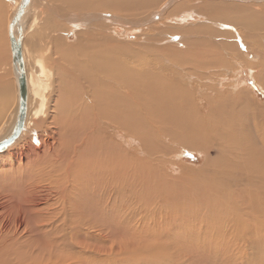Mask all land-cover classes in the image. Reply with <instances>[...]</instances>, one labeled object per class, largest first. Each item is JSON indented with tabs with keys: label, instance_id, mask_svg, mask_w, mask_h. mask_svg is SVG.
I'll use <instances>...</instances> for the list:
<instances>
[{
	"label": "bare ground",
	"instance_id": "obj_1",
	"mask_svg": "<svg viewBox=\"0 0 264 264\" xmlns=\"http://www.w3.org/2000/svg\"><path fill=\"white\" fill-rule=\"evenodd\" d=\"M14 1L13 12H10L4 27L9 59L7 65L13 83L11 86L0 85L1 137L12 127L18 111V87L13 73L8 33L9 23L20 3V0ZM163 1L166 0H29L19 24L28 88L24 128L19 137L0 152V264H96L102 256L110 260L122 253V243L114 246L109 235L108 239L113 245L106 249L110 250L109 254L99 245L106 230L103 228L102 231L97 217L103 213L111 214L113 218L120 217L116 205L110 207L115 199L110 184L112 182L114 188L117 186L124 195L133 163L132 152L128 151L127 145L114 143L109 133L114 132L115 136L122 133L132 144H139L137 149L140 155L145 154L151 162L168 158L174 153V147L208 153L213 150L218 155L228 151L238 159L239 149L245 143L241 133L245 129L243 114L253 117L252 128L257 133V124L264 116V108L251 101L245 93L233 90L229 95L224 94L219 89L225 79L219 77L217 81L220 82V88L211 86V94L205 100L194 99L181 80L167 76V73L164 75L165 68H157L159 59L155 60L154 57H169L181 67L210 69L209 75L205 73V76L208 79L211 77V80L219 69L224 70L226 77L231 76L234 70L230 68V63L232 58H238L252 69L249 72L254 73L256 82L264 89V57L253 65L243 58L255 54L252 44L264 39V5L254 3L261 0H253L252 3L214 0L203 2L202 5H196L197 2L192 4L194 1L190 3L189 0L177 3L173 12L177 11L182 16L181 22L193 14L198 19L209 21L206 26L201 20L202 27L193 25L192 28H186L185 34L197 37L190 40L189 36L190 41L186 39L188 49L183 51L171 46L172 43L161 45L163 41L158 36L168 31L170 35L178 33L161 23L148 27L157 37L145 38L143 44L126 43L127 38L130 39V35L137 31L135 28L143 26L145 20L149 18L147 22L150 23L161 16L159 6ZM167 1L169 6L176 0ZM3 11L4 4L0 3V17ZM27 27L28 30L30 27L36 28V32L31 35V51L25 49ZM16 29H13V37L17 40L19 36ZM69 31L74 34L73 44L68 41ZM183 41L181 39L182 44ZM77 52L83 53V56L74 58ZM125 56L132 59L127 62ZM146 57L150 62L146 61ZM255 69L260 71L259 74ZM44 72H48L49 81H53V78L59 80L57 86L50 84L52 89L47 96L46 109L49 112L45 110L40 94V77ZM3 79L1 73L0 83ZM11 92L15 98L12 105L9 99ZM10 106V114L4 117ZM39 132L40 145L36 147L31 143V137ZM261 134L263 131L260 130L259 136L262 138ZM136 153L134 157H137ZM207 156L200 171L212 165ZM217 159L212 158L213 161ZM157 162L163 168L165 165L173 169L175 167L164 160ZM142 168L148 169L144 165ZM262 170L259 172L262 173ZM180 171L187 177L197 170L182 167ZM116 173H119L121 187L116 183ZM147 173L151 174V171ZM223 175L222 171V178ZM168 182L171 185L173 181ZM104 195L108 199L105 204L101 208L95 206V200ZM88 209L95 215L85 216L84 211ZM99 209L103 213H99ZM120 221L128 222V214L121 217ZM95 229L98 230L96 236L88 234V237L84 233H95ZM115 230L121 231L118 227ZM248 233L244 234L245 240H252L253 235L250 237ZM245 240L242 239L243 243ZM247 240V244L252 243ZM251 243L243 246L230 242L226 248H235L240 256L230 263L263 262L264 253L260 258L255 257L256 251L260 253L259 249L263 245L260 246L254 240V244Z\"/></svg>",
	"mask_w": 264,
	"mask_h": 264
},
{
	"label": "rangeland",
	"instance_id": "obj_2",
	"mask_svg": "<svg viewBox=\"0 0 264 264\" xmlns=\"http://www.w3.org/2000/svg\"><path fill=\"white\" fill-rule=\"evenodd\" d=\"M181 1H186V0H176L169 6L167 0L163 1L159 6V10L161 11V16L159 18L153 19L150 23L147 22L150 21L148 20L149 18L145 20L146 22L143 24V26H141L139 29L136 27L135 29L137 31L132 35H130L129 37L130 39L127 38L128 42L127 41L125 42L128 44L131 43L143 44L146 41L144 40L145 38L151 39L152 37H157L158 35H156V33H154L153 31H150L148 27H150V25L154 23H157V25L161 23V25H163L164 27L170 30L172 28L173 29L176 28V30L172 29L174 33L178 32L174 35H170L168 34L170 31H168V33H165V35L158 36L159 37L158 39L163 41L162 42L163 44L167 42L164 45L161 44L162 46L169 44L171 45L172 43L171 46L174 45V47L179 48L182 51L185 50L186 48L188 49L186 45V43H188V40L196 39L195 37L197 36L185 34L186 28L187 29L192 28L193 25H194L193 27L199 28L198 26L202 27V24L206 26L208 25L209 21L208 19L207 20L206 19L203 20L201 18L198 19L199 17L197 18L195 14H193L186 18L187 22L186 21L181 22L180 19L182 18V16L177 14V11L173 12L174 5H176ZM189 1L190 3L194 1L192 4H196L197 2L196 5H200V4L202 5L203 2L210 3L213 2L214 0H189ZM220 1L227 3H231V2L249 3L247 1H250V3L253 2V0H246L245 2L244 1L242 2L241 0L240 1L231 0V2H229L230 0H220ZM262 1L263 0H261L260 2L254 1V3H256L258 6L259 5L263 6L264 1L263 2ZM0 3L4 4V11L2 13V16L0 17V69L3 70L0 72V74L1 73L3 74L4 79L0 83V85L11 86V82H12L11 80L13 79L9 75V65H7L9 59L6 53L7 44L5 43V38H4V27L6 25L7 18L10 15V12H13L15 1L0 0ZM163 16L165 18H163ZM166 19L168 21H166ZM201 20L203 21V23ZM205 21L207 24H205ZM169 22L171 24L173 22V24L170 25ZM195 22L198 23L195 24ZM183 25L184 27H182ZM179 27L181 28L179 29ZM34 32H36L35 27L32 28L30 27L29 30L28 27L26 28L25 49L28 51H31L30 50V46H31L30 44L32 39L31 35L34 34ZM181 36H185L186 38L185 37L182 38ZM67 37L69 44H73L75 39L72 31H69L67 33ZM261 37H263V33L261 34ZM181 39L184 40L185 43L183 41L182 44ZM178 40H180V42ZM263 40L261 38V40L256 41V43L252 44L256 50V51L254 50L255 54L252 55L249 53L250 54L249 56H251L249 58H247L248 55L243 56V58L246 59L248 63L252 65L256 64L258 63V61H260L262 56L264 57ZM257 42L260 44L258 45ZM259 51H261V53ZM259 53L261 55H259ZM74 56H75L74 58H80L81 56H83V53L80 54L79 52H77V54H75ZM252 56H254V59H251L253 58ZM159 57L160 58H158V55L154 57L155 60L159 59L157 60V65H156L157 68H161V67L162 69L165 68V70H163L164 75L167 73L166 74L167 76L171 75L175 79L181 80L183 82L181 84H183V86L185 85V87L187 86L186 88L193 94L194 99L205 100L206 97H208L209 94H211L210 91L211 86H213V88L214 86H216L215 88L217 89L220 88V82L217 80L219 79V77H221V79H225V81L221 82L222 88L219 90H221L224 94L229 95L228 93L232 92L233 90L236 91L240 90L243 93H245L247 96H249L251 101L257 103L259 107L264 108V89L256 82L255 78L253 77L254 73L252 74V72H249L250 71L249 69L251 68L245 66L246 63H243L244 61L241 59L232 58V63H230V68H232L234 72L231 73V76L229 77L227 76L228 77L227 78L224 75V70L220 71L219 69V71H215L217 73L214 74V77L211 80V77L210 79L207 78V76L211 72L210 69L201 70V69L193 68L191 66L181 67L178 66L176 63H173L169 57H162V58L161 56ZM124 59H126V61L129 62L132 58L130 56H125ZM145 59L147 62H150L149 61L150 59L148 57H146ZM241 63H243L244 65ZM158 64L160 66H158ZM173 64L175 67L172 66ZM169 65L172 66V68L169 67ZM55 67H57V64H55ZM235 70H238L239 73H237V71ZM255 71L257 74H259L260 72L259 70L256 69ZM205 73H207L206 74L207 76H205ZM44 74L42 75V77H40V81H41L40 94H41V98H43L42 103L46 110L48 104L47 96L49 95L52 89L51 88L52 86L50 87V84L53 86L54 85L57 86L59 80L56 81V79L53 78V81L51 79L52 81L51 82L49 81L50 78L48 72H44ZM202 83L206 85H202ZM233 86L234 88H232ZM203 88L204 89L207 88V89L204 90ZM197 90L201 92H198ZM195 93L196 94L198 93L199 95L201 93L204 94H201L200 97H198V94L196 95ZM9 95H10L9 99L11 100L10 102L12 105L13 100L15 99L14 94L11 92V94ZM16 96L17 95H15V97ZM50 107H52V105H50ZM10 108L11 106L7 110V113L4 115V117H6L7 114L8 115L10 114ZM47 112H49V110ZM245 115L246 114H243L242 116L243 117L242 122L244 124L245 129L243 132H241L242 136L244 137L245 143L243 148L241 147L239 149L238 159H236L235 154H230L232 152H228V151L218 155L213 150H211L208 153L203 150L197 152V151L180 149L179 147L178 148L174 147L173 148L174 153H172L171 156H169L168 158L163 157L157 160V161L164 160L166 162L172 163V165L175 166L174 169L169 165H165V167L163 168L160 166V164L159 165L157 164L158 162L156 160L154 162L153 161L151 162V159L149 160L147 156H145V154L140 155L141 153H139L137 149L139 144L136 145L132 144L129 141V139L123 136L122 133L118 134L119 136L118 135L115 136L114 132L109 133L114 143H121L124 144L125 146L127 145L126 148L128 149V151L130 153L132 152L131 161L133 163L129 169L130 174L125 183L126 191L124 195L123 193L119 192L117 186L116 189L114 188L112 182L110 184V186L114 189L112 190V192L114 191V195H115V199L113 203L110 205V207L112 208L114 207V205H116V209L120 217L116 216V218H113L111 214L103 213L102 210L99 209V213H103V214L100 215V217H97L98 219L96 218L98 224L101 225L100 227H102V231L103 228L106 230V233H103L104 235L102 236L99 245L101 247H104L103 249L105 250V252H108L106 254H109L110 250H106V249L112 248L113 245L115 246L117 243L121 242L122 253L118 254L117 255L118 257L117 256L112 257L110 260H107L106 256H102L100 262L96 264H233L230 263V261L240 256L239 254H237L238 251L235 250V248L227 247L229 248L227 250L226 246H228L230 242L239 245L243 244V246L249 245L251 242H248L247 244L246 242L247 238L245 240L246 235H244L247 234L248 231L251 232L248 233L251 234L250 237H252L253 235L254 238L252 237V240H249L251 238H248L247 241H252L253 243L254 240L255 243H258L260 246L263 245L264 247V227H263L264 226L263 225L264 224V188H263L264 187V172H263L264 170L263 117L264 116L262 115L261 118V120L263 121L260 120V122L257 124L259 130L258 128H256L257 129V133H256V131H254V129L252 128L253 117L248 115L245 116ZM249 126H251L252 129L249 128ZM250 130L251 132H249ZM260 130L263 131V134H261L262 138L259 136ZM39 133H37L36 135H32L31 137L32 141L30 140L31 143H33V145L36 147L37 146L39 147L40 145V140L38 139L41 133L40 134ZM252 133H256V134L252 135ZM0 135L2 136V134ZM249 135H251L250 137L253 136L256 141L253 139V137L251 139ZM256 135H258L257 137L259 138H257ZM1 136L0 138H2ZM262 149L263 151H261ZM134 152H137L135 155L139 159L133 156ZM207 155H209V159L212 162V165L209 166V168H206L205 171L202 170L200 171V169L204 167L208 159ZM133 158H135L134 159L135 161L133 160ZM212 158L214 159L218 158V159L213 161ZM137 159L140 161H138ZM143 165L148 169H143L142 168ZM154 165L158 167L154 168L155 167ZM262 166L263 168H261ZM182 167L194 168L197 171L189 175L192 178H189V176L184 177L183 175L184 173L180 171V168ZM157 169L160 170V174ZM261 170L262 173H260ZM142 171L144 175L142 174ZM150 171L151 174L147 173ZM222 171L224 174L223 178L221 177ZM217 173H219L220 175L219 174L217 175ZM116 175H118L116 176V183L118 186L121 187L122 185L120 182V178H118L119 173H116ZM154 175L156 176L162 175V177L159 176L156 177ZM255 175L257 176L256 177L257 181ZM165 179H169V180L166 181ZM162 180L166 182L164 183L162 182ZM168 181H170V183L171 181H173L172 182L173 184L171 183L170 185ZM127 192L130 194H128ZM105 200H108L107 196L106 195L101 196L100 198L95 200L96 201L95 206L97 205V207L101 208L105 204L104 203ZM84 213L85 216L95 215V213L91 209L85 210ZM126 213L128 214V222L126 221L120 223L121 217H124ZM116 227H118L121 231L115 230ZM259 229H261L262 231ZM97 232L98 230H96L95 233L94 232L93 233L84 232V233L85 234L87 233L86 234L87 236L88 234L90 236L91 235L96 236ZM108 235L114 241L113 245H111V241L108 239ZM242 239L245 240L244 243ZM263 247L262 246L260 247V249H263V250L259 249L260 253H258V250L256 251L257 256H255L256 255L255 253L254 255L255 257L260 258V255L264 253ZM231 249L232 252L230 251ZM263 259L261 261L264 262ZM263 262H260L258 264L261 263L264 264Z\"/></svg>",
	"mask_w": 264,
	"mask_h": 264
},
{
	"label": "water",
	"instance_id": "obj_3",
	"mask_svg": "<svg viewBox=\"0 0 264 264\" xmlns=\"http://www.w3.org/2000/svg\"><path fill=\"white\" fill-rule=\"evenodd\" d=\"M28 3L29 0H20L19 6L8 26V33L11 43L10 48L12 55L13 73L18 87V111L12 127L10 128L8 133L0 139V152L10 146L19 137L21 131L24 128L28 88L25 71L23 69L24 67L20 39L21 30L19 28V24ZM16 27L18 28L16 30L19 36V39L17 40L13 37V29Z\"/></svg>",
	"mask_w": 264,
	"mask_h": 264
}]
</instances>
